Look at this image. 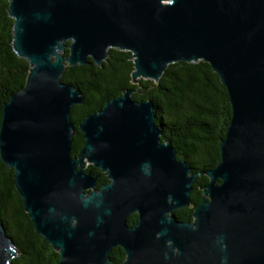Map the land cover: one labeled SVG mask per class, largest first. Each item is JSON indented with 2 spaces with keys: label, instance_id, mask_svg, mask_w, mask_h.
Listing matches in <instances>:
<instances>
[{
  "label": "water",
  "instance_id": "95a60500",
  "mask_svg": "<svg viewBox=\"0 0 264 264\" xmlns=\"http://www.w3.org/2000/svg\"><path fill=\"white\" fill-rule=\"evenodd\" d=\"M9 14L30 70L4 106L0 157L57 264H110L118 247L122 264H264V0H10ZM111 48L132 53L133 83L203 60L228 89L221 160L205 172L193 221L174 211L192 205L200 173L162 141L154 102L132 98L147 88L86 116L85 144L72 156L71 108L84 97L62 76L88 58L101 66ZM88 165L109 182L97 188ZM18 254L1 223L0 264Z\"/></svg>",
  "mask_w": 264,
  "mask_h": 264
},
{
  "label": "trees",
  "instance_id": "16d2710c",
  "mask_svg": "<svg viewBox=\"0 0 264 264\" xmlns=\"http://www.w3.org/2000/svg\"><path fill=\"white\" fill-rule=\"evenodd\" d=\"M9 6L10 0H0V128L5 104L25 86L30 70L29 62L19 57L13 47L14 19L10 17ZM64 54L68 56L70 50L67 48ZM88 62L67 66L62 76L64 82L79 89L84 97L82 104L71 108L77 130L72 156L77 157L85 144L79 124L86 116L102 109L124 90L147 88L145 93H133L132 98L154 102L156 122L163 131L162 141L172 142L177 157H184L193 172L200 173L190 195L192 205L174 211L178 219L193 221L203 187L210 181L205 172L214 169L221 160V142L232 118L228 89L203 60L172 63L158 82L140 78L138 83L132 81L134 59L130 51L111 48L101 66L92 58ZM85 171L98 176L97 188L109 182L107 175L94 165H88ZM14 175V170L7 168L0 157V224H4L14 239L19 253L12 264H57L60 254L36 232L16 189ZM137 219L136 214L128 217L130 224ZM124 258L125 251L114 248L110 264H122Z\"/></svg>",
  "mask_w": 264,
  "mask_h": 264
},
{
  "label": "flooded vegetation",
  "instance_id": "af4514ba",
  "mask_svg": "<svg viewBox=\"0 0 264 264\" xmlns=\"http://www.w3.org/2000/svg\"><path fill=\"white\" fill-rule=\"evenodd\" d=\"M136 215H137V214H136ZM137 216H138V215H137ZM137 220H138V219H137ZM134 224H136V222H135V223H131V224L129 223V225H134ZM110 260H111V259H110ZM110 263H111V261H110Z\"/></svg>",
  "mask_w": 264,
  "mask_h": 264
}]
</instances>
